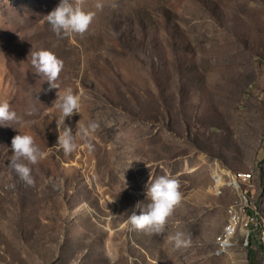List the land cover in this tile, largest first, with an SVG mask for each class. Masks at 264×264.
Wrapping results in <instances>:
<instances>
[{
    "label": "rangeland",
    "instance_id": "1",
    "mask_svg": "<svg viewBox=\"0 0 264 264\" xmlns=\"http://www.w3.org/2000/svg\"><path fill=\"white\" fill-rule=\"evenodd\" d=\"M60 3L0 0V102L19 118L0 124V264H264L242 232L216 253L229 206L264 209V0H79L89 30L58 36L46 16ZM42 49L64 62L59 89L31 64ZM68 89L81 108L65 124L100 127L65 154L53 106ZM20 133L47 154L35 186L9 167ZM218 170L248 182L217 196ZM165 175L183 196L164 233L133 229Z\"/></svg>",
    "mask_w": 264,
    "mask_h": 264
},
{
    "label": "clouds",
    "instance_id": "2",
    "mask_svg": "<svg viewBox=\"0 0 264 264\" xmlns=\"http://www.w3.org/2000/svg\"><path fill=\"white\" fill-rule=\"evenodd\" d=\"M96 7L102 6L98 4ZM94 18L95 13L85 11L79 0L75 3L73 0H61L58 7L46 16L48 23L58 36L62 33L65 35L70 33L83 35L89 30ZM30 56L31 64L36 69V73L47 77L49 90L59 89L57 81L64 69L63 60L59 59L52 51L43 49L32 51ZM53 107L62 113L63 119L57 123L59 132L57 146L61 147L65 154H70L79 147L77 140L80 138L81 131L86 138L100 127L96 121H90L85 128L74 134L73 129L65 124L66 118L79 113L81 108V95L74 94L71 89L66 90L63 95L58 92V100L54 102ZM18 120L17 113L12 110L9 102L6 100L0 102V124ZM92 147L89 143V150H92ZM11 148L13 154L9 167L27 185L35 186V179L31 174L32 169L29 165L37 164L47 155L46 152L37 145L35 137L27 133L16 135L11 141ZM146 188L150 203L146 208H141L138 204L137 208L140 209V214L138 215L135 210L132 211L127 217L128 223L135 230L163 234L169 217L173 215L175 208L182 201L183 194L180 191V181L166 175L159 176L155 180L150 179ZM170 238L175 241L177 247L184 243L182 233L178 232Z\"/></svg>",
    "mask_w": 264,
    "mask_h": 264
},
{
    "label": "bare ground",
    "instance_id": "3",
    "mask_svg": "<svg viewBox=\"0 0 264 264\" xmlns=\"http://www.w3.org/2000/svg\"><path fill=\"white\" fill-rule=\"evenodd\" d=\"M225 174L224 170H218L213 175V183L210 188L217 196L224 194L226 185H230L237 190H243L244 184L248 182L247 175L241 174L240 177H238L236 174H234V176L230 174L225 176ZM243 197L245 199L244 201H237L228 208V222L216 240V253L218 255L228 252L235 246L236 238L238 235H241L240 232H242L244 236L243 245L253 246L254 244H260L264 248V209L257 203L255 209H248V201L251 203L255 202L246 196ZM254 217L255 223L251 222ZM262 253H264V249H262Z\"/></svg>",
    "mask_w": 264,
    "mask_h": 264
},
{
    "label": "built area",
    "instance_id": "4",
    "mask_svg": "<svg viewBox=\"0 0 264 264\" xmlns=\"http://www.w3.org/2000/svg\"><path fill=\"white\" fill-rule=\"evenodd\" d=\"M255 206H256V203H251L250 201H248V207H247L248 209H255ZM233 215L235 217L234 212H233ZM251 222L255 223V217H254V219L251 220ZM249 239H250V237H249Z\"/></svg>",
    "mask_w": 264,
    "mask_h": 264
},
{
    "label": "crops",
    "instance_id": "5",
    "mask_svg": "<svg viewBox=\"0 0 264 264\" xmlns=\"http://www.w3.org/2000/svg\"><path fill=\"white\" fill-rule=\"evenodd\" d=\"M262 251V250H261Z\"/></svg>",
    "mask_w": 264,
    "mask_h": 264
}]
</instances>
